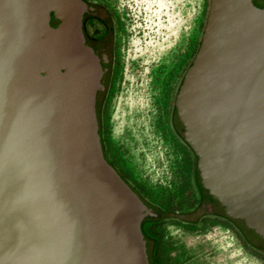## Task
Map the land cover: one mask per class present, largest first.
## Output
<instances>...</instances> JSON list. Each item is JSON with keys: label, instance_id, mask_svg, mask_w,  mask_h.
<instances>
[{"label": "water", "instance_id": "1", "mask_svg": "<svg viewBox=\"0 0 264 264\" xmlns=\"http://www.w3.org/2000/svg\"><path fill=\"white\" fill-rule=\"evenodd\" d=\"M87 11L0 0V264H151L139 223L159 213L102 151ZM173 103L201 187L264 243V0H209Z\"/></svg>", "mask_w": 264, "mask_h": 264}, {"label": "rangeland", "instance_id": "2", "mask_svg": "<svg viewBox=\"0 0 264 264\" xmlns=\"http://www.w3.org/2000/svg\"><path fill=\"white\" fill-rule=\"evenodd\" d=\"M99 1L112 11L115 30L108 88L97 108L102 151L152 204L190 208L197 186L194 158L175 133L173 101L209 0ZM159 224L158 264H264V243L250 246L243 228L234 230L224 219Z\"/></svg>", "mask_w": 264, "mask_h": 264}, {"label": "flooded vegetation", "instance_id": "3", "mask_svg": "<svg viewBox=\"0 0 264 264\" xmlns=\"http://www.w3.org/2000/svg\"><path fill=\"white\" fill-rule=\"evenodd\" d=\"M83 3L88 7V11L82 16L80 29L82 35L86 41L88 47L98 54L100 61L104 62V74L103 80L101 82L102 88L105 92L107 90L108 78L113 64V52H114V16L112 11L99 0H82ZM255 2V0H253ZM58 20L54 19L50 13V26H55ZM101 98V97H100ZM98 112L96 111V117L98 118ZM174 129L177 137L186 146L187 150L192 154L194 158V180L197 179V186L195 187L196 198L194 204L185 210H171L162 209L151 202H149L145 197H143L132 185H130L127 180L121 175L129 187L138 195V197L148 206L154 207V209L159 213V217L154 218H144L140 221L139 227L142 237L146 243L149 258L151 264H158L161 262V253L157 248H159L160 238L157 232L159 227V222L171 219L184 222L188 225H193L201 219L204 218H219L228 221L234 230H239L237 222L224 216L222 214L221 208L219 207L216 200L207 193V191L201 187L199 182V177L196 171V154L194 149L190 145V140L187 137L186 130L181 126L178 120L175 121ZM106 161L112 165L108 159L105 157ZM113 166V165H112ZM114 167V166H113ZM115 168V167H114ZM245 238L247 236L243 234ZM246 242L254 247V244L245 239Z\"/></svg>", "mask_w": 264, "mask_h": 264}, {"label": "trees", "instance_id": "4", "mask_svg": "<svg viewBox=\"0 0 264 264\" xmlns=\"http://www.w3.org/2000/svg\"><path fill=\"white\" fill-rule=\"evenodd\" d=\"M256 1H257V2H258V4H259V0H255V2H256ZM253 3H254V2H253ZM254 4H255V3H254ZM104 156H105V155H104Z\"/></svg>", "mask_w": 264, "mask_h": 264}]
</instances>
